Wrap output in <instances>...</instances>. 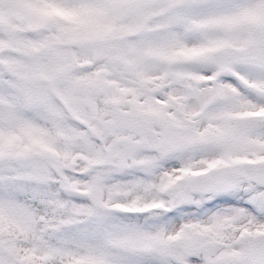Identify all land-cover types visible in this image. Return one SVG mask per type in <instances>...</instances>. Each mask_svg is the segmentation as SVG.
<instances>
[{
	"label": "snow or ice",
	"instance_id": "1",
	"mask_svg": "<svg viewBox=\"0 0 264 264\" xmlns=\"http://www.w3.org/2000/svg\"><path fill=\"white\" fill-rule=\"evenodd\" d=\"M0 264H264V0H0Z\"/></svg>",
	"mask_w": 264,
	"mask_h": 264
}]
</instances>
